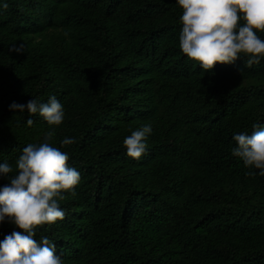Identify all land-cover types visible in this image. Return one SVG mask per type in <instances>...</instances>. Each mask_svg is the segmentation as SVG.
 <instances>
[{
	"label": "trees",
	"instance_id": "16d2710c",
	"mask_svg": "<svg viewBox=\"0 0 264 264\" xmlns=\"http://www.w3.org/2000/svg\"><path fill=\"white\" fill-rule=\"evenodd\" d=\"M182 14L178 0H0V164L15 175L54 127L81 180L35 239L64 264H264V175L232 155L235 134L264 127V59L205 71L179 47ZM53 95L59 126L10 109ZM147 124L146 154L129 157L124 138ZM13 231L6 219L0 241Z\"/></svg>",
	"mask_w": 264,
	"mask_h": 264
},
{
	"label": "clouds",
	"instance_id": "9594fccd",
	"mask_svg": "<svg viewBox=\"0 0 264 264\" xmlns=\"http://www.w3.org/2000/svg\"><path fill=\"white\" fill-rule=\"evenodd\" d=\"M178 4L183 9L179 47L205 71L218 63L232 64L242 55L248 57V67L264 59V39L257 34L264 33V0H178ZM2 7L7 9L9 5L4 3ZM22 50L23 45L14 49ZM10 109L39 114L50 126H59L65 119L64 106L55 95L45 103L35 98L27 104L13 102ZM26 123L31 126L34 121L29 118ZM254 128L251 134L234 135L237 146L232 148V155L239 157L246 168L258 169L259 175H264V127ZM152 132L151 124L132 131L123 140L126 154L137 160L146 154V141ZM55 134L53 127L45 142L23 148L15 175H9L14 172L12 165L0 164V177L10 181L0 187V224L7 219L22 230L0 241V264H64L54 243L47 237L35 239L38 228L65 218L60 201L65 193L75 196L81 180L80 172L69 165V154L47 142ZM74 143L75 138L61 141L62 145Z\"/></svg>",
	"mask_w": 264,
	"mask_h": 264
}]
</instances>
